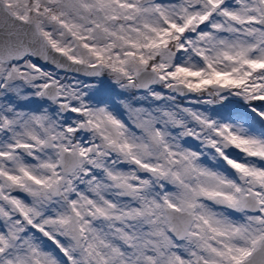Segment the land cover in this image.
Instances as JSON below:
<instances>
[{
    "label": "snow or ice",
    "instance_id": "snow-or-ice-1",
    "mask_svg": "<svg viewBox=\"0 0 264 264\" xmlns=\"http://www.w3.org/2000/svg\"><path fill=\"white\" fill-rule=\"evenodd\" d=\"M0 264H264V0H0Z\"/></svg>",
    "mask_w": 264,
    "mask_h": 264
}]
</instances>
